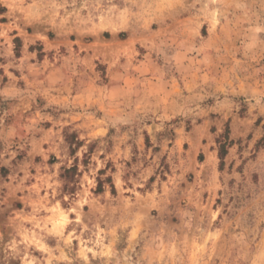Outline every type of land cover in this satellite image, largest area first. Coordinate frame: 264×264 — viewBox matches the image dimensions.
<instances>
[{"label":"rangeland","instance_id":"374dc122","mask_svg":"<svg viewBox=\"0 0 264 264\" xmlns=\"http://www.w3.org/2000/svg\"><path fill=\"white\" fill-rule=\"evenodd\" d=\"M0 264H264V0H0Z\"/></svg>","mask_w":264,"mask_h":264}]
</instances>
